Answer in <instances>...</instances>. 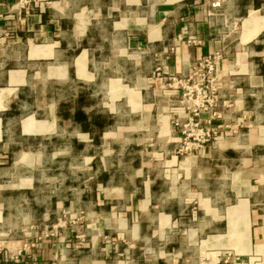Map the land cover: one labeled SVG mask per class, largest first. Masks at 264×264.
<instances>
[{"label":"crops","instance_id":"0c3cea01","mask_svg":"<svg viewBox=\"0 0 264 264\" xmlns=\"http://www.w3.org/2000/svg\"><path fill=\"white\" fill-rule=\"evenodd\" d=\"M0 264H264V0H0Z\"/></svg>","mask_w":264,"mask_h":264},{"label":"built area","instance_id":"2783aa9c","mask_svg":"<svg viewBox=\"0 0 264 264\" xmlns=\"http://www.w3.org/2000/svg\"><path fill=\"white\" fill-rule=\"evenodd\" d=\"M28 1L22 0L23 3ZM219 55L218 52H215L202 56L197 60L187 76L172 77V83L178 82L183 87L182 95L186 98L189 109L184 119L172 120L180 131V140L176 147V152L179 154L189 153L202 148L219 135L217 127L205 123L197 117L199 109L210 108L213 105L214 97L210 81L212 80V72L216 67ZM195 75H197V79L193 80ZM231 254L230 250L225 251L226 257Z\"/></svg>","mask_w":264,"mask_h":264},{"label":"trees","instance_id":"16d2710c","mask_svg":"<svg viewBox=\"0 0 264 264\" xmlns=\"http://www.w3.org/2000/svg\"><path fill=\"white\" fill-rule=\"evenodd\" d=\"M75 117H76V119H80L82 122H83V120H84V113L82 112V111H79V110H75V115H74ZM86 119V118H85ZM87 121V125H89V123L90 122H97L98 121V123L100 122L99 120H95V118L94 117H92L91 119H88V120H86Z\"/></svg>","mask_w":264,"mask_h":264},{"label":"rangeland","instance_id":"374dc122","mask_svg":"<svg viewBox=\"0 0 264 264\" xmlns=\"http://www.w3.org/2000/svg\"><path fill=\"white\" fill-rule=\"evenodd\" d=\"M88 90H90V88H88ZM85 101H86L87 105H89L90 103H94V99L89 94H88L87 98L85 99Z\"/></svg>","mask_w":264,"mask_h":264}]
</instances>
